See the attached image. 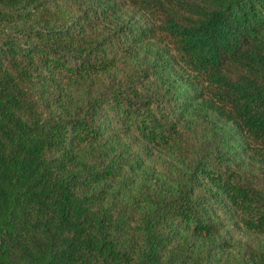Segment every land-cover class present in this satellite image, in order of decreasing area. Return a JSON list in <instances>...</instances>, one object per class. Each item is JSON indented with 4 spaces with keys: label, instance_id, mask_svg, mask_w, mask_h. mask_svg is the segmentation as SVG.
I'll return each instance as SVG.
<instances>
[{
    "label": "trees",
    "instance_id": "obj_1",
    "mask_svg": "<svg viewBox=\"0 0 264 264\" xmlns=\"http://www.w3.org/2000/svg\"><path fill=\"white\" fill-rule=\"evenodd\" d=\"M0 264H264V0H0Z\"/></svg>",
    "mask_w": 264,
    "mask_h": 264
}]
</instances>
